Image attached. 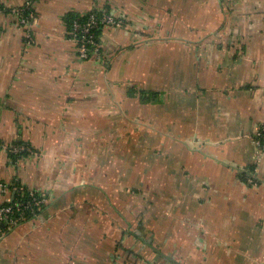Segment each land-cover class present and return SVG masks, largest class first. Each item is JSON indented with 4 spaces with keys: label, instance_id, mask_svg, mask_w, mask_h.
Returning a JSON list of instances; mask_svg holds the SVG:
<instances>
[{
    "label": "crops",
    "instance_id": "1",
    "mask_svg": "<svg viewBox=\"0 0 264 264\" xmlns=\"http://www.w3.org/2000/svg\"><path fill=\"white\" fill-rule=\"evenodd\" d=\"M0 8V206L48 198L0 219V264H264V0ZM93 10L123 25L82 58L70 19Z\"/></svg>",
    "mask_w": 264,
    "mask_h": 264
},
{
    "label": "built area",
    "instance_id": "2",
    "mask_svg": "<svg viewBox=\"0 0 264 264\" xmlns=\"http://www.w3.org/2000/svg\"><path fill=\"white\" fill-rule=\"evenodd\" d=\"M2 11V8H0ZM15 12L22 15V21L34 24L37 16L29 7L15 8ZM121 26L123 20L109 10H93L88 14L75 16L70 23V39L73 40L82 58H89L102 52V43L99 30L104 26ZM30 37V36H29ZM256 140L259 144L264 141V126L256 132ZM12 153H36L34 149L26 144L16 143L6 146ZM16 195L13 199L0 206V219L9 224L19 222L36 216L44 207L47 196L34 189L26 188L21 184H15Z\"/></svg>",
    "mask_w": 264,
    "mask_h": 264
},
{
    "label": "trees",
    "instance_id": "3",
    "mask_svg": "<svg viewBox=\"0 0 264 264\" xmlns=\"http://www.w3.org/2000/svg\"><path fill=\"white\" fill-rule=\"evenodd\" d=\"M77 16V15H76ZM75 17V15L74 16H72L71 17V19H70V21H72V19ZM71 23V22H70ZM24 154H27V153H25V152H21V153H17V155H15V156H19V155H24Z\"/></svg>",
    "mask_w": 264,
    "mask_h": 264
},
{
    "label": "rangeland",
    "instance_id": "4",
    "mask_svg": "<svg viewBox=\"0 0 264 264\" xmlns=\"http://www.w3.org/2000/svg\"><path fill=\"white\" fill-rule=\"evenodd\" d=\"M39 213V212H38Z\"/></svg>",
    "mask_w": 264,
    "mask_h": 264
}]
</instances>
